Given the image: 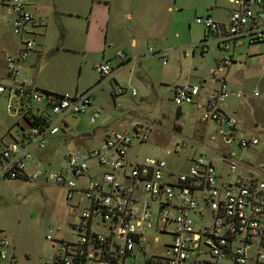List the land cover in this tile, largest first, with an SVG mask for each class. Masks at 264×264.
I'll return each instance as SVG.
<instances>
[{"label": "built area", "instance_id": "built-area-1", "mask_svg": "<svg viewBox=\"0 0 264 264\" xmlns=\"http://www.w3.org/2000/svg\"><path fill=\"white\" fill-rule=\"evenodd\" d=\"M0 2L14 14L12 32L19 39L18 48L5 57L0 95L15 99L22 114L18 134L9 131V139L0 137V176L52 181L63 187L67 199L77 201L76 206L70 205L71 211L77 209L73 237L62 240L47 235L59 243L41 264H187L191 258V264H264V164L255 165L232 149L234 143L242 150L264 148V140L252 135L235 140L237 119L225 114L222 106L229 95L228 69L234 49L264 42V0H231L227 25L209 15L197 16L196 22L206 32L193 50L200 47L204 54L209 42L216 41L226 52L210 70V80L217 87L201 96L200 102L198 84L186 82L173 89L175 104L199 103L203 121L221 123L223 138L217 148L208 146L204 138L172 133L171 147L178 155L174 164L157 156L142 157L134 146L150 140L153 124L134 119L92 147L70 151L59 167L43 153L65 128L68 117L89 113L90 123L98 121L94 88L82 93L50 92L27 83L23 66L36 51L30 32L36 17L26 0ZM150 53L168 62L165 53L151 49ZM116 57L119 66L131 61L122 49ZM95 68L100 82L116 70L107 61ZM110 90L116 96L128 88L118 84ZM7 109L12 110V105ZM223 122L229 124L226 132ZM205 219L210 220L203 223ZM147 230L171 233L164 254L156 252L159 236L148 237ZM150 239L155 243L147 254ZM10 245L0 237V261L9 259Z\"/></svg>", "mask_w": 264, "mask_h": 264}, {"label": "rangeland", "instance_id": "rangeland-1", "mask_svg": "<svg viewBox=\"0 0 264 264\" xmlns=\"http://www.w3.org/2000/svg\"><path fill=\"white\" fill-rule=\"evenodd\" d=\"M227 1L179 0L183 10L170 12L164 7L165 0H155L154 3L159 5V10L154 15L141 11L137 19L135 13L134 20H138L137 31L142 38L137 46L140 55H133L130 65L119 69L117 74L115 72L117 75L115 79L119 83L107 79L100 82L101 75L82 52L61 47L60 43L63 42L66 31L51 20L46 30L38 29L39 33L34 36L37 53L29 58V62L38 58L33 66L29 65L24 70L25 76L31 81L37 79L39 86L46 84L50 89L66 87L67 89L60 91L68 93H75L77 88L82 90L86 88L77 91L81 93L94 88L93 96L95 94V102L101 108L100 113L110 116L107 117V124L111 123L114 126L118 124V120L119 123L123 122L114 126L115 129L122 128L134 119L152 123L150 140L146 144L136 143L134 147L142 157L157 156L166 159L172 165L178 160V155L171 147L174 140L172 133L194 139L193 131L199 129L205 136V143L208 146L217 148L222 142L221 124L218 121L201 120L202 111L194 104L184 103L182 106L175 104L173 89L175 85L186 82L200 85L201 79L205 77L207 82L211 83L210 70L216 67L214 55L219 54L222 58L226 52L218 49L216 41H210L209 48L204 54L201 53L200 47L196 48L194 55L192 54L193 47L200 44L206 32L205 27L196 22V17L211 14L226 20ZM6 10V7H0V19H4L3 14H6ZM66 18L68 24L76 21L74 17ZM162 19L166 21L165 24ZM43 42L46 43L41 45ZM1 44L4 48L8 46L5 40H2ZM150 49L165 53L168 62L163 63L164 59L160 55L151 54ZM119 50L120 48L116 49V53ZM4 54V50L0 51V76L5 72ZM235 56L238 64L233 68L236 72L229 79L234 82L235 95L232 100L230 97L227 101L231 103L236 101L241 107L234 139L252 135L264 140V42L238 48ZM148 77L150 82L146 83L145 79ZM118 84L127 87L129 92L113 96L110 88ZM133 90L136 91V95L130 94ZM8 104L12 105V110L7 109ZM17 105L15 99L9 100L6 95H0V137L9 139V131L14 135L18 134V123L22 120V114ZM179 109L182 114L178 112ZM89 116L78 114V122L75 123L74 129L66 136L60 132L54 137L56 141L43 153L44 158L51 160L54 167L61 166L64 156L70 151L92 147L102 138L103 131L99 126H102L104 117L90 123ZM118 116L125 118H117ZM177 126L179 129L176 131ZM63 136L67 140L61 139L58 142L57 139ZM232 149L255 165L264 164L262 147L242 150L234 143ZM129 153L133 154L132 151ZM223 176L226 177V172ZM70 205L76 206V199H67L63 187L55 185L52 181L0 176V237H5L11 243L8 249L9 259L0 261V264H41L53 254L54 245L59 243L47 239V235L62 240L71 239L73 237L71 226L75 221L77 209L71 211ZM209 220L202 221L204 223ZM147 233L148 237L159 236V242L155 245L158 247L156 252L164 254L166 250L164 243L171 240V233L160 234L156 230H147ZM154 243L150 239L147 254L152 253ZM11 256H14L15 261ZM192 259L187 264H191ZM138 260L140 263L145 262L143 256H139Z\"/></svg>", "mask_w": 264, "mask_h": 264}, {"label": "crops", "instance_id": "crops-1", "mask_svg": "<svg viewBox=\"0 0 264 264\" xmlns=\"http://www.w3.org/2000/svg\"><path fill=\"white\" fill-rule=\"evenodd\" d=\"M26 1L28 4V8L31 10L32 14H34L36 17V23L32 27H30V32L33 35V37L35 36V34L37 35V33H39L38 29L46 30L50 24V21L52 20L54 23L58 25L59 28L66 31V34L62 39L63 42L60 43L61 47H67V49L77 52H82L83 56L89 59L88 61L91 62L94 68L97 64L107 61L116 68L115 70L116 74L119 69L131 64V62L133 61L132 59L134 58L133 55H140L139 51L137 50L138 48L137 46L142 38H141V34L137 31L138 20H134V14L137 13L136 17L138 19L139 12L141 14V11H146L150 15H154V13L159 10L158 9L159 5H155L154 3L155 0H26ZM227 4H228L227 9H228V17H229V14L232 10L231 0H228ZM0 7L1 8L6 7L7 9L6 14H3L4 19H0V25H1L0 27L2 28V29L0 28L2 30V32L0 31L1 32L0 51L4 50L5 52L4 56L6 57V55L10 54L11 52H14L18 48L19 39L17 36H15L12 33L14 14L11 12V9L2 2H0ZM164 7L166 10L170 12H174L175 10L178 11L183 10V6L179 2V0H165ZM209 16L214 20L223 23L224 25H227L228 23V17H226V20H224L221 19L220 16H212L211 14ZM66 17H74L76 18V21H74L72 24H68ZM162 21L163 24L166 23L164 19H162ZM40 34H42V31L40 32ZM2 40H5L6 43L8 44L6 48H4V45L1 44ZM45 43L46 42H43L41 43V45L42 44L44 45ZM247 44L249 43H244V45L240 47L238 46L237 48L234 49L233 52L234 60L233 63L230 64V67L228 69L227 84L229 83L228 85L229 95L225 103L222 105L224 110L223 112L228 116L236 117L238 121H239V113H240L239 111L241 107L237 104L236 101H234L233 103H231V101L227 102L230 97L232 100L233 96L235 95L234 89H236L234 88L233 80H229V79H231V76H233V74L236 72V69H234L233 67L236 64H238L236 63L237 61V57L235 56L236 50H238V48H242L246 46ZM217 46L219 47L218 49L221 50L218 43ZM119 48L128 52L129 56L131 57V61H128L126 64L122 66H119V62H118L119 60L116 57V49ZM195 51L196 49L192 50L193 55ZM35 53H37V51H35L29 58H32V56H34ZM29 58L24 63L23 70H26V68L29 65L33 66L35 64V60H37L38 57H36L34 60L30 62H29L30 60ZM214 59L216 63H214V61L213 63L216 65L217 63H219L221 58L219 57L218 54V56L214 55ZM4 64H5V60H4ZM25 74L26 73L24 72L23 74L24 80L27 83L33 84L35 85V87H38L40 89H44L50 92H64L60 90L66 88V87H60L57 89L56 88L50 89L48 88L49 86H46V84H44L45 86H39L37 84V79L31 81L27 79ZM116 74L114 73V76H112L111 78H107V80H113L114 82L119 83L115 79V77L117 76ZM145 82L146 83L150 82L149 77L148 79H145ZM201 85L202 88H201L200 97L198 99L199 102L201 101V96L205 94H209L210 92L214 91V89L217 87V84L212 81L211 83H208L206 77L204 79H201L200 87ZM207 85L210 86L207 87ZM81 90L82 89L77 88L76 91L74 92ZM236 96H238V94ZM93 104L97 106V103L95 102V94L93 96ZM194 106L200 108L199 103H195ZM97 108L101 111V108L99 106H97ZM200 109L202 110V108ZM178 112L180 113L181 109H179ZM85 114L87 116L89 115V113H85ZM180 114H182V112ZM100 117H104L101 123L102 126H99L103 131L102 138H104L105 133L116 130L114 126H118V124L121 125L123 123V122L119 123L118 120L117 121L118 124L113 126L111 123H110L111 125L107 124L108 123L107 117L110 116L102 115L100 113L98 119H100ZM117 118H125V117L118 116ZM76 122H78V114L68 117L65 126V129L68 130L66 132L64 129L63 132L65 133V136L68 135L72 131V129H74ZM114 122L116 121H113V123ZM254 126L257 127V124H255ZM177 127L179 129V126ZM201 135H202L201 137L205 139V136L202 133ZM85 136L87 135H84V137ZM102 138H100V140ZM61 139L62 137L59 138V142Z\"/></svg>", "mask_w": 264, "mask_h": 264}, {"label": "flooded vegetation", "instance_id": "flooded-vegetation-1", "mask_svg": "<svg viewBox=\"0 0 264 264\" xmlns=\"http://www.w3.org/2000/svg\"><path fill=\"white\" fill-rule=\"evenodd\" d=\"M193 135L195 136V137H201L202 135H201V131L199 130V129H194V131H193Z\"/></svg>", "mask_w": 264, "mask_h": 264}, {"label": "water", "instance_id": "water-1", "mask_svg": "<svg viewBox=\"0 0 264 264\" xmlns=\"http://www.w3.org/2000/svg\"><path fill=\"white\" fill-rule=\"evenodd\" d=\"M222 130L224 131V132H226L228 129H229V124L227 123V122H223L222 123ZM227 139V138H226Z\"/></svg>", "mask_w": 264, "mask_h": 264}, {"label": "trees", "instance_id": "trees-1", "mask_svg": "<svg viewBox=\"0 0 264 264\" xmlns=\"http://www.w3.org/2000/svg\"><path fill=\"white\" fill-rule=\"evenodd\" d=\"M33 25H34V24H33ZM33 25H32V26H33ZM122 50H123V49H122ZM124 51H125V50H124ZM125 52H126V51H125ZM127 53H128V52H127ZM216 65H217V64H216ZM177 128H178V127H177ZM64 129H65V128H64ZM64 129H63L61 132H64ZM67 130H68V129H65L66 132H67ZM62 139L67 140L66 137H62ZM54 140L56 141V139L53 138V141H54ZM57 141L59 142V139H57ZM60 141H61V140H60Z\"/></svg>", "mask_w": 264, "mask_h": 264}, {"label": "clouds", "instance_id": "clouds-1", "mask_svg": "<svg viewBox=\"0 0 264 264\" xmlns=\"http://www.w3.org/2000/svg\"><path fill=\"white\" fill-rule=\"evenodd\" d=\"M176 130H178V128H176ZM200 138H202V137H200Z\"/></svg>", "mask_w": 264, "mask_h": 264}]
</instances>
